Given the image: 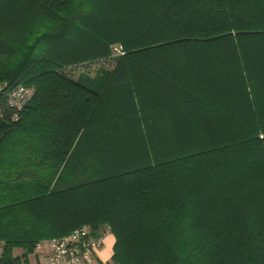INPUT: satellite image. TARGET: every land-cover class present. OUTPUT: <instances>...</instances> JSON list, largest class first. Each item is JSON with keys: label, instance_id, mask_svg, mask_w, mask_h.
I'll list each match as a JSON object with an SVG mask.
<instances>
[{"label": "trees", "instance_id": "obj_1", "mask_svg": "<svg viewBox=\"0 0 264 264\" xmlns=\"http://www.w3.org/2000/svg\"><path fill=\"white\" fill-rule=\"evenodd\" d=\"M0 83V264H264V0H0Z\"/></svg>", "mask_w": 264, "mask_h": 264}, {"label": "built area", "instance_id": "obj_2", "mask_svg": "<svg viewBox=\"0 0 264 264\" xmlns=\"http://www.w3.org/2000/svg\"><path fill=\"white\" fill-rule=\"evenodd\" d=\"M5 85L0 83V91ZM34 88L22 84L6 92V103L21 109L32 97ZM105 235H95L88 225H81L68 234L39 241L35 246L36 255L47 247L42 264H105L98 260L97 254L104 244ZM0 242V249L3 246Z\"/></svg>", "mask_w": 264, "mask_h": 264}, {"label": "crops", "instance_id": "obj_3", "mask_svg": "<svg viewBox=\"0 0 264 264\" xmlns=\"http://www.w3.org/2000/svg\"><path fill=\"white\" fill-rule=\"evenodd\" d=\"M114 244V237L111 233H107L105 235L104 244L102 248L100 249L99 253L97 254V258L102 263H107V261L111 258V255L113 253L112 248ZM45 260V253L44 254H38L32 257L31 259H28L29 264H42V262Z\"/></svg>", "mask_w": 264, "mask_h": 264}, {"label": "rangeland", "instance_id": "obj_4", "mask_svg": "<svg viewBox=\"0 0 264 264\" xmlns=\"http://www.w3.org/2000/svg\"><path fill=\"white\" fill-rule=\"evenodd\" d=\"M1 241H2V240H1ZM46 250H48V249H47V247L44 246L43 250H42L40 253H41V254H44V253L46 254ZM15 253H16V254H19L20 251H19V250H15ZM35 255H36V254H35ZM35 255H30V256H29V259H31V258L34 257ZM105 264H107V263H105Z\"/></svg>", "mask_w": 264, "mask_h": 264}]
</instances>
